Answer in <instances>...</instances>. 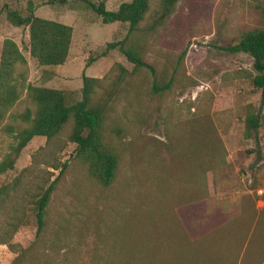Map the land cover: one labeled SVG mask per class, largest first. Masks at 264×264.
Returning a JSON list of instances; mask_svg holds the SVG:
<instances>
[{
  "label": "rangeland",
  "instance_id": "rangeland-1",
  "mask_svg": "<svg viewBox=\"0 0 264 264\" xmlns=\"http://www.w3.org/2000/svg\"><path fill=\"white\" fill-rule=\"evenodd\" d=\"M89 1H102L111 10L129 0ZM155 1L151 0L150 8ZM257 4L264 8V0H178L147 47L145 59L153 64L156 79L170 78L167 89L151 93L153 74L147 68L121 75L113 63L128 71L132 65L116 50L98 56L106 42L123 36L125 24L102 23L82 0H0V48L4 38L17 44L25 64L17 65L16 71H22L26 81L71 91L74 97L78 96L82 73L100 81L93 99L104 104L101 136L117 155L115 175L108 186L92 180L85 164L72 157L74 144L67 140L69 122L48 142L41 136L32 137L14 156L12 167L0 175V181L5 182L22 173L17 196L25 198L38 185H51L45 211L47 228L63 230L61 244L74 252L81 264L90 258L99 262L107 259L109 264L128 261L126 249L136 247L147 227L156 233L168 232L185 244L238 216L207 213V187L209 193L223 191L224 195L243 190L245 201L248 195L253 204L263 202L257 210L264 213V140L254 146L241 135L230 139L221 136L230 127L239 131L235 118L240 120L248 109L258 111L264 122V97L250 81L251 58L223 49L243 31L264 29V14ZM28 6L36 16L71 26L69 51L62 64L37 65L27 51V28L14 26L6 18L7 9L24 14ZM29 105L22 91L10 111L17 113ZM207 120L222 145L229 143L233 158L208 172L205 164L204 196L194 200L193 195L190 198L183 193L178 176L182 162L191 166L188 150L195 139L206 134ZM9 122L6 113L0 124V159L7 153L13 155L12 133L2 126ZM249 152L250 159L243 163L242 156ZM28 215L27 223L11 238L22 246L34 237L32 212ZM238 222L242 224L240 219ZM225 244L221 240L212 246L206 242L209 252L203 254L209 264L231 262L229 244ZM13 256L0 244V264H10ZM261 258L264 253L250 247L237 264H259Z\"/></svg>",
  "mask_w": 264,
  "mask_h": 264
},
{
  "label": "trees",
  "instance_id": "trees-1",
  "mask_svg": "<svg viewBox=\"0 0 264 264\" xmlns=\"http://www.w3.org/2000/svg\"><path fill=\"white\" fill-rule=\"evenodd\" d=\"M65 0H48V2ZM84 1L101 19L102 23L119 22L126 25L121 38L105 43L104 50L98 56H104L109 50H116L126 61L131 63L127 70L119 63H113L119 74L132 73L138 69L152 72L151 93L167 89L170 78L166 81L156 79L153 64L145 59L149 42L160 31V27L174 11L178 0H156L150 8L151 0H129L120 2L115 9H106L104 3ZM262 14L264 8L256 5ZM6 18L14 26L27 28V51L39 66H56L66 59L71 38V26L34 15L28 6L24 14L7 9ZM228 52H241L251 58L250 81L260 90L264 97V29L253 28L243 31L238 39L223 48ZM88 60H92L89 58ZM23 57L17 44L10 38H4L0 48V124L5 114L11 120L2 125L12 133V156L6 154L0 159V175H3L13 164L14 156L34 136L44 137L48 142L67 122L70 129L67 140L74 144L73 156L85 164L86 174L101 186H108L114 178L117 167V155L101 136L104 104L93 99L99 78L81 74V87L78 96L61 89L32 85L26 81L22 71H16L17 65H24ZM22 91L29 102L22 111H10ZM16 120L19 122L17 123ZM261 118L258 111L246 110L243 116V135L251 136L257 145V128ZM16 122V123H14ZM205 135L195 139L193 147L188 150V163L180 164V188L184 194L196 200L204 196V170L207 172L219 165H226V151L211 122L207 120ZM63 165V164H62ZM59 167V170H61ZM53 168H58L54 165ZM24 169L23 171H25ZM23 182V174L10 181H0V244L6 245L14 254L10 264H81L74 252L66 250L63 230L47 228L46 206L51 185L42 188L38 185L35 191L26 198L17 196ZM264 194V193H263ZM208 195V187H207ZM19 199L16 200V198ZM264 199V195H262ZM253 206L250 197L247 198ZM19 200V202H18ZM16 202V203H15ZM32 212L35 230L34 237L27 245L12 242V235L20 225L28 221V212ZM158 212L163 213L157 209ZM264 211V209H263ZM241 220V225L238 222ZM145 236L138 239L136 247L126 249L128 261L120 264H209L204 251L205 244L211 246L216 240L229 244L231 262L237 264L250 247L264 253V213H239L237 217L224 222L214 230L207 232L195 241L184 244V240L174 238L170 233L157 232L147 227ZM183 242V243H182ZM166 247L162 252L161 248ZM209 249L207 250V253ZM204 253V254H203ZM261 258L259 264H263ZM82 264H109L107 259L90 258ZM241 264V262L239 263Z\"/></svg>",
  "mask_w": 264,
  "mask_h": 264
},
{
  "label": "crops",
  "instance_id": "crops-1",
  "mask_svg": "<svg viewBox=\"0 0 264 264\" xmlns=\"http://www.w3.org/2000/svg\"><path fill=\"white\" fill-rule=\"evenodd\" d=\"M68 51H69V49H68ZM235 120H237L238 123H240L241 129H239V131H238V130H233L230 127V129L227 132H225L224 134H221V136H224L225 138L230 139V138H234V137L238 138V136L241 135L243 137H246V140L251 139L253 142V139L251 136H244L243 135V116L240 118V120H238L237 118H235ZM261 139L264 140V122H262V121H260V125L257 128V145L262 144ZM253 144H254V142H253ZM254 146H255V144H254ZM224 148L226 151V155H225L226 164H229L233 158L232 157L233 149L229 148L228 142H225ZM250 153L251 152H249L248 154H245L248 156H242L243 157L242 158L243 163L247 162L246 160L250 159V155H251ZM234 158H237L239 160L241 159L240 157H237V156ZM256 192H258V190H256ZM245 193L246 192L243 190H234V191L230 192V194H228V195H224L223 191L215 192V193H212V192L209 193L208 192V195H207V213H252L254 211H255V213H258V210H257L258 206H261L263 202L260 204L259 203L260 201L257 200V203L254 204V206H253L250 202L245 201V198H244V196H246ZM257 194H260V193L258 192ZM248 197L249 196L247 195V198Z\"/></svg>",
  "mask_w": 264,
  "mask_h": 264
},
{
  "label": "built area",
  "instance_id": "built-area-1",
  "mask_svg": "<svg viewBox=\"0 0 264 264\" xmlns=\"http://www.w3.org/2000/svg\"><path fill=\"white\" fill-rule=\"evenodd\" d=\"M260 190H258V192H259Z\"/></svg>",
  "mask_w": 264,
  "mask_h": 264
}]
</instances>
